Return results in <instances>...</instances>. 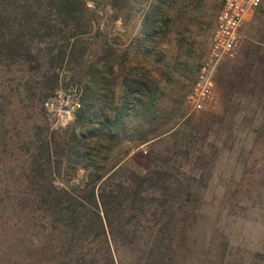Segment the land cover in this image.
Instances as JSON below:
<instances>
[{"label": "rangeland", "instance_id": "obj_1", "mask_svg": "<svg viewBox=\"0 0 264 264\" xmlns=\"http://www.w3.org/2000/svg\"><path fill=\"white\" fill-rule=\"evenodd\" d=\"M221 1L85 0L76 30L60 23L52 35L32 40L39 61H47L45 51L50 47L53 57L47 63L57 72L42 103L49 130L76 126L80 84L94 67L105 72L103 67L113 61L105 79L112 77V95L118 101L126 91L128 97L138 95L140 75L155 87L156 117L135 116L129 109L122 114L106 162L116 164L104 174L100 187L121 192V184L132 190L139 185L145 198L152 196L145 202L157 212L141 219L146 233L159 226L150 217L166 214L164 198L180 199L171 203L173 222L172 218L166 222L164 216L165 222L159 223L162 233L173 230L174 234L171 241L164 236L165 250L171 248L158 264H264V0L245 16L233 50L213 65L210 96L199 107L188 98L198 67L211 62L210 35ZM156 4L162 10L149 37L150 11ZM72 33L82 41L68 51ZM127 72L135 81L124 90L120 82ZM152 131L161 133L147 139ZM3 143L0 264H47L48 256L26 250L40 243L22 234L14 222L15 197L6 196L4 166L19 161L24 148L10 154ZM83 174L81 166L72 170L63 163L53 183L68 186ZM129 176L134 182L128 181ZM185 194L189 199H184ZM37 211L43 213L35 209L31 213ZM143 236L137 240L143 241Z\"/></svg>", "mask_w": 264, "mask_h": 264}, {"label": "trees", "instance_id": "obj_2", "mask_svg": "<svg viewBox=\"0 0 264 264\" xmlns=\"http://www.w3.org/2000/svg\"><path fill=\"white\" fill-rule=\"evenodd\" d=\"M81 7H86L85 0H0V142H5L10 154L24 148L19 161L4 166L6 196L15 197L14 222L21 226L22 234L32 235L40 243L32 250L25 246L26 250L48 256L47 264H76L78 260L84 264H158L171 248L168 245L165 250L164 236L171 241L174 234L172 229L162 233L159 223L165 222L164 216L166 222L170 218L173 222L171 203L178 204L180 199L165 197L166 209L162 211L166 214L150 217L156 218L159 226L146 233L141 219L154 215L156 210L152 212L145 202L153 197L145 198L139 185L132 190L129 184H121V192L100 187L104 174L116 164L108 166L106 162L122 114L129 109L135 116L156 117L155 87L140 75L136 97H128L126 91L119 101L114 99L112 77L105 79L112 72L111 61L103 67L105 72L94 67L81 82L76 126L67 131L62 127L49 130L45 124L42 103L57 72L47 63L53 57L50 47L45 51L47 61H39L32 40L52 35L60 23L76 30ZM159 10L162 8L156 4L150 11L147 36L156 28ZM71 36L68 51L82 41L74 33ZM133 79L130 72L125 73L121 87L128 90ZM160 133L152 131L147 139ZM63 163L72 170L81 166L84 177L68 186L54 184L55 172ZM131 176L128 181L134 182ZM136 201L140 203L134 207ZM33 209L43 213H31ZM143 234V241L137 240ZM44 241L50 244L44 245Z\"/></svg>", "mask_w": 264, "mask_h": 264}, {"label": "built area", "instance_id": "obj_3", "mask_svg": "<svg viewBox=\"0 0 264 264\" xmlns=\"http://www.w3.org/2000/svg\"><path fill=\"white\" fill-rule=\"evenodd\" d=\"M258 0H222L213 20L210 35L209 60L202 63L195 74L189 100L196 107L208 98L212 91L213 65L219 56L230 53L235 47L239 28L247 13L253 8Z\"/></svg>", "mask_w": 264, "mask_h": 264}]
</instances>
